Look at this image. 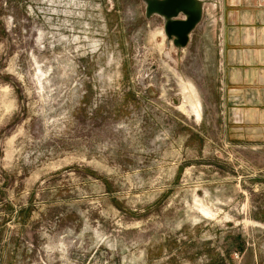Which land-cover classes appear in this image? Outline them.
I'll list each match as a JSON object with an SVG mask.
<instances>
[{
	"label": "rangeland",
	"instance_id": "rangeland-1",
	"mask_svg": "<svg viewBox=\"0 0 264 264\" xmlns=\"http://www.w3.org/2000/svg\"><path fill=\"white\" fill-rule=\"evenodd\" d=\"M220 1L179 46L146 0H0V264H264Z\"/></svg>",
	"mask_w": 264,
	"mask_h": 264
},
{
	"label": "crops",
	"instance_id": "crops-1",
	"mask_svg": "<svg viewBox=\"0 0 264 264\" xmlns=\"http://www.w3.org/2000/svg\"><path fill=\"white\" fill-rule=\"evenodd\" d=\"M223 96L234 108L264 115V0H221ZM259 110V111H260Z\"/></svg>",
	"mask_w": 264,
	"mask_h": 264
},
{
	"label": "water",
	"instance_id": "water-1",
	"mask_svg": "<svg viewBox=\"0 0 264 264\" xmlns=\"http://www.w3.org/2000/svg\"><path fill=\"white\" fill-rule=\"evenodd\" d=\"M200 1L203 0H146V9L164 17V33L181 46L187 43L190 31L200 19Z\"/></svg>",
	"mask_w": 264,
	"mask_h": 264
}]
</instances>
